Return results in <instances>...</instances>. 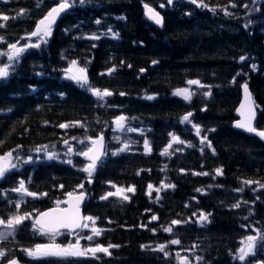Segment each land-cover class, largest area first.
Listing matches in <instances>:
<instances>
[{"label":"trees","instance_id":"16d2710c","mask_svg":"<svg viewBox=\"0 0 264 264\" xmlns=\"http://www.w3.org/2000/svg\"><path fill=\"white\" fill-rule=\"evenodd\" d=\"M59 1L0 0V14L10 17L0 20L5 25L0 27V50L20 42ZM67 1L72 8L49 38L26 50L10 76L0 81V156L103 134L105 154L91 178L80 169V158L72 164L39 162L27 167L33 169L28 192L37 194L35 209L52 206L68 193L86 192L83 210L100 234L88 240L83 231L82 247H119L110 248L111 255L32 258L25 250L45 240L29 239L34 234L25 220L12 238L0 242L6 251L3 261L264 264V240L258 234L255 254L244 261L236 258L247 234L259 230L264 235V141L231 128L245 81L257 106L255 126L264 131V0H197L200 8L183 1L167 6L165 0H146L156 7L164 4L162 28L144 16L142 0ZM73 61L85 69L83 87L66 77ZM189 81H199L202 88L185 100L174 92ZM93 88L112 95L100 101L90 92ZM188 113L190 122L183 121ZM120 116L128 130L111 138ZM125 138L131 147L118 151ZM115 187L124 193L101 199ZM2 203L4 220L27 212L25 204L16 211ZM237 203L240 207H233ZM201 213L210 214L207 222L198 221ZM173 220L181 223L173 225ZM168 227L171 232L164 231ZM75 242L74 235L65 234L50 244ZM159 245H165L167 256Z\"/></svg>","mask_w":264,"mask_h":264},{"label":"snow or ice","instance_id":"6c2138e0","mask_svg":"<svg viewBox=\"0 0 264 264\" xmlns=\"http://www.w3.org/2000/svg\"><path fill=\"white\" fill-rule=\"evenodd\" d=\"M86 2H91V0H79V4L84 5ZM169 3L172 2V0H168ZM192 3H196L197 0H191ZM72 5H70L67 0H61V3L56 6L53 7L45 16L43 19H41L39 21V23L37 24L36 27V31L32 32L30 35L31 36H36L39 33H43L44 36H50L51 35V26L52 24L55 22L56 18L63 12H65V10H67L69 7H71ZM203 6V5H202ZM214 11V9H213ZM24 10L22 9L20 13H18V15L23 14ZM148 14L150 19H152L157 25H162L163 24V20L162 17L159 15V13L154 12L152 9L148 10ZM10 17L6 16V15H2L0 14V20L2 21H7L9 20ZM12 19H15V17H12ZM97 23H99V21H97ZM4 24H0V27H4ZM117 33H113V36H117ZM98 39V37H93ZM4 38L0 37V41H2ZM19 43V41H17V43L14 44H9L8 48L11 49V51L7 54L8 55V60L9 61H13L16 62L19 60L20 55L26 51L27 47H39V45H25L24 47H18L17 44ZM241 61H243L245 59V57L241 56L240 57ZM73 64H75L76 62L73 61ZM153 63H156V61H153ZM255 67V66H253ZM8 65H5L4 67H0V77H7L9 75L8 73ZM114 69H109V72H112ZM143 71V70H141ZM85 73V69L81 68L79 69V74L78 75H72L70 78L75 80L77 83H79L82 87L85 86L87 84V76L84 74ZM189 84H198L199 81H189ZM245 91L247 92V87L245 86ZM92 94L97 97L98 100L103 101L105 97L107 96H111L112 92H110L109 90L105 89L103 91L99 90V89H91ZM176 95H181L183 96V98L185 100L190 99L191 94L188 93L187 89H177L176 90ZM121 95H124V93H121ZM152 97H149V99H151ZM191 116V113L186 114L182 119L183 121L186 122H190L189 121V117ZM126 118L124 116H120L117 117V127L118 128H123V121ZM69 125L67 124H60L59 127L60 128H66ZM196 130H197V135H199L200 133V129L198 126H195ZM237 127H240L242 129H246L249 132H256L257 130L252 127L251 124V118H249L248 120H246L245 122H238L237 123ZM131 130V129H130ZM259 136L264 137V131L258 132L257 133ZM173 140L174 141H179L178 137L173 136ZM206 141V137L202 138L201 143H204ZM180 143H183L182 141H179ZM65 143L67 144V140H65ZM92 143L94 145H100V148L102 149L103 147V136L101 135L98 139L93 140ZM147 144L148 142L145 141V146L147 148ZM170 146V145H169ZM208 146L211 147V143L208 142ZM128 148V145L125 144L123 148L119 149L118 151H125ZM35 151L40 152L42 151L41 148H37L35 149ZM72 149L71 147L69 148V152H71ZM167 151V149L165 150ZM96 152V155H90V153ZM113 155H116L117 153H112ZM80 155L83 156H87L90 160V163L88 166L85 167L84 171L88 173L89 178H91L93 172L95 171L96 167H97V162L100 161L101 157L104 155V153L102 151H98L94 148H89L87 152H83L80 153ZM47 156L49 159L54 158V154L53 153H47ZM11 157H12V153H6L3 156H0V179H3L5 177V175L13 168H16L17 165L11 163ZM31 157H28V161H24L25 163L31 161ZM68 163H71V161H68ZM183 171V170H182ZM216 173L218 175L222 174V170L220 168L216 169ZM204 175H207V173H203ZM245 183H253L252 181H246ZM19 187L13 189V191L16 192H25L27 195L29 196H33L35 197L37 194L36 193H32V192H28L27 189L25 188V182L23 180L19 181ZM79 187H82V185H80ZM165 187H171V185H165ZM261 187H264V185H261ZM149 188L151 189L152 186L149 185ZM134 189L129 188L128 191H133ZM197 191H202V189H197ZM157 192H159V189H157ZM121 190H117L116 193H107L106 196H102L101 199H107L108 196H113V195H120ZM46 195V194H44ZM69 196H72V193H68ZM83 198V193H81L80 196L76 197L77 200V205H76V211L73 212L71 211V209L69 210H65L64 212L58 214V215H51L50 213H40L41 217H47L48 219L44 220V219H38L36 220V222L34 223L33 227L35 228L37 225L40 226V231L41 232H45L47 231L48 233L52 234V237L54 239L55 235L58 234L59 229L60 228H64V229H77V228H87L89 225L87 223L82 224L81 221V217L79 216V212H78V202L80 199ZM124 200L128 199V196H123ZM59 203V201L57 202ZM19 205H17L18 207ZM233 207H240V204L237 203L235 205H233ZM31 214H25L24 216H12L9 217L7 220H4L2 218H0V225H3L8 231L5 232H0V240H6L8 235L11 232L15 231L16 226L20 225L25 219H28L30 217ZM195 215V213L193 214ZM210 214H204L201 213L198 221L200 223H204L208 221V216ZM83 219L88 220V221H92V223H95V220L93 217H84ZM153 220L157 219L156 216L152 217ZM173 225L179 224L181 223V221L179 220H173L171 222ZM93 231L95 232V235H99L100 234V230L99 229H93ZM164 231L166 232H171L172 228L168 227L165 228ZM257 234L259 235L261 240H264V235H261L259 230H257ZM86 239L88 240H92L93 237L92 236H88L86 237ZM257 240V236H248L246 238V246L245 247H241L240 249H238V256L236 258H238L240 261H244L246 259V257H248L250 254H253L254 249H255V243ZM172 244H179L180 241L179 240H172L171 241ZM80 244V240L79 238L76 240V243L73 244H69L68 246H61L58 244H50V245H37L36 246V250H31V249H27L25 250L26 253L29 256H83L86 255L88 253H91L92 255H95L97 252H102L108 255H111V252L109 251L110 248L112 247H119V245H109L108 247H103L101 245H97L94 248H89V249H85V250H81L79 247ZM141 247H145L144 245H141ZM158 250L161 252H164V255L167 256L169 253L165 251V245H159L158 246ZM6 252L3 250H0V258L5 257ZM8 264H18V261L15 259H11L8 261Z\"/></svg>","mask_w":264,"mask_h":264},{"label":"rangeland","instance_id":"374dc122","mask_svg":"<svg viewBox=\"0 0 264 264\" xmlns=\"http://www.w3.org/2000/svg\"><path fill=\"white\" fill-rule=\"evenodd\" d=\"M39 37L37 39H45L47 36H44L43 34H39L38 35ZM25 45H37L34 40L28 38V39H25L23 38L22 41H20L17 46L18 47H24ZM11 51V49L9 50H6L5 52H3L2 50H0V67H4L5 65H8V69L9 67H12L13 65V61H9L8 60V53ZM74 68L76 67L77 69H80V67H78L76 64H71V66L69 67L70 68ZM7 69V70H8ZM73 74L71 73H67L66 74V77L70 78ZM2 78V77H0ZM79 84V83H78ZM80 85V84H79ZM196 88H202V84L199 82L198 84H189L187 83L186 86L182 87L181 89H187L188 90V93H192L193 90H195ZM91 92V90H90ZM92 93V92H91ZM176 93V91L174 92ZM181 96V95H179ZM123 128H118L117 127V120L115 121V126H114V129H112L111 133H110V137L111 138H121L122 137V131L124 130H128V126L126 125V123L123 121ZM67 144L64 142L60 147H48V146H42V147H38V148H41L42 151L40 152H37L35 151V149H33L31 151V153L29 154V157H31V161H42V160H45V161H49V160H56V161H62L64 162V164H72L73 163V158H80V159H83L81 161V167L80 169L84 171L85 167L89 165L90 161L87 159V156H83V155H80V153H83V152H87L89 148H91L92 146V139H84V138H81V139H77V140H74V141H68L67 140ZM127 144L128 147H131L130 145H132V141L130 142V140L128 138H125L121 143H120V148H123L124 145ZM170 146L173 145V142H170L169 144ZM71 147L72 151L69 152V148ZM53 153L54 154V158L52 159H49L48 156H47V153ZM15 156H18V154L14 155V152H12V157H11V163L14 164V160H15ZM17 160V158H16ZM68 161H71V163H68ZM87 173V172H85ZM121 190V193L123 194L124 193V189L122 188H119V187H115L114 188V193L117 192V190ZM120 194V195H122ZM62 200L59 201V203H61ZM58 202V201H57ZM56 202V203H57ZM57 203V204H59ZM89 217V216H87ZM85 223H87L89 226L87 228H84L87 230V236H90L91 234H94L95 232L93 231V225L91 224V221H88V220H85ZM5 231H8L3 225H0V232H5ZM255 231V230H254ZM12 233V232H11ZM10 233V234H11ZM9 234V235H10ZM248 236H257V231L256 232H251L249 234H247L245 236V239L243 240V245L242 247H245L246 246V238ZM79 238V240L81 241V237H77V239ZM258 238L256 240V243H255V249L257 248L258 246ZM74 245V243H71ZM68 246V245H66ZM79 247L81 250H84L82 247H81V244H79ZM89 248H94L93 247H87L86 249H89ZM255 249H254V252L253 254H250L249 256L251 255H254L255 254ZM31 250H36V247L31 249ZM248 256V257H249ZM36 257H40V256H36ZM180 257V260H184V257L181 255L179 256ZM246 257V259L248 258ZM245 259V260H246Z\"/></svg>","mask_w":264,"mask_h":264},{"label":"water","instance_id":"95a60500","mask_svg":"<svg viewBox=\"0 0 264 264\" xmlns=\"http://www.w3.org/2000/svg\"><path fill=\"white\" fill-rule=\"evenodd\" d=\"M173 1H176V0H172ZM187 2H191V0H186ZM171 2V3H172ZM170 3V4H171ZM60 4V3H59ZM59 4L53 6V7H56L58 6ZM197 7H199L198 4H196ZM51 7L47 13L53 8ZM70 8V7H69ZM68 8V9H69ZM67 9V10H68ZM150 8H146V15L149 17V14H148V10ZM65 10V12L67 11ZM153 10V9H152ZM154 12H156L155 10H153ZM63 12V13H65ZM61 13L55 20V22L61 17V15L63 14ZM157 13V12H156ZM44 18V17H43ZM42 18V19H43ZM150 18V17H149ZM54 22V23H55ZM53 23V24H54ZM153 23L158 26V27H161V25H157L154 21ZM52 24V25H53ZM37 27V26H36ZM34 31H36V28L34 29ZM33 31V32H34ZM245 86L247 87V92L245 91ZM234 115L236 117V119L232 122V128L234 130H237V131H240L242 132L243 134L245 135H248V136H256V137H260V138H263L264 137H261L259 136L257 133L260 132L259 130H257L256 132H249L247 131L246 129H242L240 127H237V123L238 122H245L246 120H248L249 118H251V124H252V127H254V121H255V118H256V108H255V104L253 102V98H252V94L248 88V85L246 83H243L240 87V99H239V102L235 108V111H234ZM255 128V127H254ZM101 136V135H100ZM100 136L94 138L93 140H96L98 139ZM91 148H94L98 151H102L104 150V139H103V147L102 149L100 148V145H92ZM97 153L96 152H93V153H90V155H96ZM89 159V158H88ZM83 193V192H82ZM81 193L79 194H72V196H68L65 200H64V204L65 206L64 207H55V208H51L43 213H50L51 215H58L62 212H64L65 210H69L71 209V211L75 212L76 211V205H77V200H76V197L80 196ZM85 199H86V195L85 193H83V198L79 200L78 202V212H79V216L81 217V223L83 222V213H82V205L84 204L85 202ZM38 219H44L46 220L44 217H41L40 215H38L36 217V220ZM39 226V225H38ZM40 227V226H39ZM60 229H64V228H60ZM78 229V228H77ZM77 229H66V230H70V231H75Z\"/></svg>","mask_w":264,"mask_h":264},{"label":"flooded vegetation","instance_id":"af4514ba","mask_svg":"<svg viewBox=\"0 0 264 264\" xmlns=\"http://www.w3.org/2000/svg\"><path fill=\"white\" fill-rule=\"evenodd\" d=\"M18 264H21V263H18Z\"/></svg>","mask_w":264,"mask_h":264}]
</instances>
